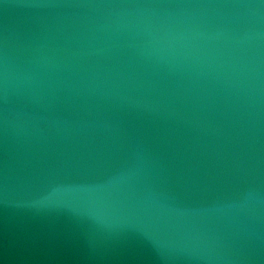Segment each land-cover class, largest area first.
I'll return each mask as SVG.
<instances>
[{
  "label": "water",
  "instance_id": "water-1",
  "mask_svg": "<svg viewBox=\"0 0 264 264\" xmlns=\"http://www.w3.org/2000/svg\"><path fill=\"white\" fill-rule=\"evenodd\" d=\"M0 264H264V0H0Z\"/></svg>",
  "mask_w": 264,
  "mask_h": 264
}]
</instances>
